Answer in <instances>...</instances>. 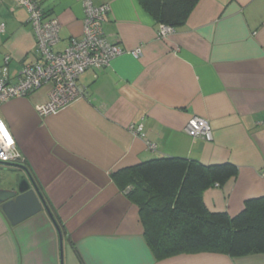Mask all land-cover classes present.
<instances>
[{
	"label": "crops",
	"instance_id": "crops-1",
	"mask_svg": "<svg viewBox=\"0 0 264 264\" xmlns=\"http://www.w3.org/2000/svg\"><path fill=\"white\" fill-rule=\"evenodd\" d=\"M21 0H0V68L10 76L38 60L37 39ZM59 19L62 50L84 32V0H40ZM107 3L105 34L125 52L79 79L84 96L40 115L51 85L9 99L0 114L17 141L60 226L63 264H264V253L200 252L157 260L144 238L139 206L123 189V169L182 156L230 162L238 174L204 192L213 211L238 214L264 195V0H199L186 24L167 37L139 0ZM140 49L142 55L131 51ZM209 120L214 138L186 131L192 116ZM143 124L144 136L136 132ZM151 142L155 149L149 147ZM0 188L23 169L0 166ZM0 264H61L58 231L45 210L12 224L0 206Z\"/></svg>",
	"mask_w": 264,
	"mask_h": 264
},
{
	"label": "trees",
	"instance_id": "trees-1",
	"mask_svg": "<svg viewBox=\"0 0 264 264\" xmlns=\"http://www.w3.org/2000/svg\"><path fill=\"white\" fill-rule=\"evenodd\" d=\"M139 2L158 23L176 30L186 24L199 0ZM237 174V166L230 162L205 164L189 157L165 156L123 169L119 176L123 189L129 187L127 196L139 206L151 252L162 260L185 253L233 257L264 253V195L247 199L236 215L213 211L204 201L207 189Z\"/></svg>",
	"mask_w": 264,
	"mask_h": 264
},
{
	"label": "built area",
	"instance_id": "built-area-1",
	"mask_svg": "<svg viewBox=\"0 0 264 264\" xmlns=\"http://www.w3.org/2000/svg\"><path fill=\"white\" fill-rule=\"evenodd\" d=\"M20 3L28 8L29 21L37 39L38 60L26 64L20 76L13 79L10 76V56H6L5 64L0 68V108L9 99L27 97L50 84L48 100L37 105V112L42 116L55 114L84 96V88L79 84L84 72L91 68H107L125 50L105 34L104 22L109 10L107 3L96 4L94 0H84V32L81 36L71 37L62 50L56 49L61 39L59 19H47L39 0H21ZM5 26V22H0L1 31L5 30ZM174 32V28L161 24L160 36L167 37ZM131 53L136 57L142 55L140 49L132 50ZM131 127L142 136L145 135L143 124ZM186 131L193 137L207 141L214 138L212 126L205 117L192 116L187 122ZM148 143L151 149L156 148L155 144ZM0 160H21L17 141L1 114Z\"/></svg>",
	"mask_w": 264,
	"mask_h": 264
},
{
	"label": "water",
	"instance_id": "water-1",
	"mask_svg": "<svg viewBox=\"0 0 264 264\" xmlns=\"http://www.w3.org/2000/svg\"><path fill=\"white\" fill-rule=\"evenodd\" d=\"M11 166L23 169L16 184L10 188H0V206L12 224H18L25 219L45 210L53 221L60 239L61 264L64 261V234L54 212L44 197L30 169L22 162H5L0 160V166ZM1 169V167H0Z\"/></svg>",
	"mask_w": 264,
	"mask_h": 264
},
{
	"label": "rangeland",
	"instance_id": "rangeland-1",
	"mask_svg": "<svg viewBox=\"0 0 264 264\" xmlns=\"http://www.w3.org/2000/svg\"><path fill=\"white\" fill-rule=\"evenodd\" d=\"M0 172H1V169H0ZM1 179H4V176L2 174H0V180Z\"/></svg>",
	"mask_w": 264,
	"mask_h": 264
}]
</instances>
